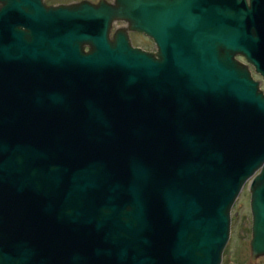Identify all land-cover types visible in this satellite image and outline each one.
I'll return each mask as SVG.
<instances>
[{
    "label": "water",
    "instance_id": "1",
    "mask_svg": "<svg viewBox=\"0 0 264 264\" xmlns=\"http://www.w3.org/2000/svg\"><path fill=\"white\" fill-rule=\"evenodd\" d=\"M0 2V264L264 256V0Z\"/></svg>",
    "mask_w": 264,
    "mask_h": 264
},
{
    "label": "rangeland",
    "instance_id": "2",
    "mask_svg": "<svg viewBox=\"0 0 264 264\" xmlns=\"http://www.w3.org/2000/svg\"><path fill=\"white\" fill-rule=\"evenodd\" d=\"M79 1H89L96 4L100 0H45V2L50 5L61 3L72 4ZM105 1L113 3V0ZM117 23L120 22L112 23L110 36H112L115 30L120 29V26L117 25ZM122 28L128 31L126 24ZM130 32L131 31H128V34ZM131 38L133 44L136 46L142 47L147 51H153L155 49L152 40L143 35L131 34ZM261 89L264 91V83H261ZM249 198L248 184H246L231 209L230 236L223 251L221 264H264V256L257 257L255 260L251 261V251L249 246L251 239Z\"/></svg>",
    "mask_w": 264,
    "mask_h": 264
},
{
    "label": "flooded vegetation",
    "instance_id": "3",
    "mask_svg": "<svg viewBox=\"0 0 264 264\" xmlns=\"http://www.w3.org/2000/svg\"><path fill=\"white\" fill-rule=\"evenodd\" d=\"M43 1V3L46 5V6H52V7H55V6H62V5H71V4H55V5H50V4H47L46 2H45V0H42ZM80 2V1H79ZM79 2H76V3H72V4H77V3H79ZM1 7H2V4H1V2H0V9H1ZM2 24H4L3 26L5 27H1L0 26V34L1 33H3V32H8L7 30H10L11 29V27H13V28H15V24H12V25H6L4 22H2ZM10 24V23H9ZM117 25H119L120 27L119 28H122L123 26H125V24L124 23H117ZM9 27V28H8ZM118 28V27H117ZM131 34H138V35H142L141 33H135V32H130L129 33V39H130V42H131V44H132V46L133 47H139V46H136V45H134L133 44V41H132V38H131ZM144 36V35H143ZM155 46V45H154ZM139 48H141L142 50H145V49H143L142 47H139ZM145 51H147V50H145ZM149 52H152V53H154V58L156 59V60H158V55H157V49H156V47H155V49L153 50V51H149ZM235 59H237L238 61H240V62H244V60H243V58H241V57H236ZM250 71H251V76H252V78H253V80H255V81H257L258 83H259V89L260 90H262L261 89V83H264V80H263V78L262 77H260L259 75H256L254 72H253V68L252 67H250ZM263 91V90H262ZM263 93H264V91H263ZM42 239H44V237H42ZM44 240H46V238L44 239ZM42 242H43V240H42ZM46 243V242H45ZM44 244V243H43ZM39 255V254H38ZM58 254H56L55 255V257H53V256H51L50 258H52V259H55V264H57V259H58ZM37 258L39 259V260H37ZM48 258H49V256L47 255V254H40L39 256H35L33 259H32V262H31V264H48ZM251 261H252V259H251ZM51 263H53V261H51Z\"/></svg>",
    "mask_w": 264,
    "mask_h": 264
},
{
    "label": "bare ground",
    "instance_id": "4",
    "mask_svg": "<svg viewBox=\"0 0 264 264\" xmlns=\"http://www.w3.org/2000/svg\"><path fill=\"white\" fill-rule=\"evenodd\" d=\"M121 23H124V22H121ZM125 24V23H124ZM124 27V26H123Z\"/></svg>",
    "mask_w": 264,
    "mask_h": 264
}]
</instances>
